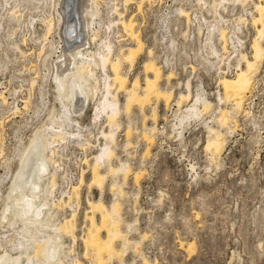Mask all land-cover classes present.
<instances>
[{"label":"rangeland","instance_id":"1","mask_svg":"<svg viewBox=\"0 0 264 264\" xmlns=\"http://www.w3.org/2000/svg\"><path fill=\"white\" fill-rule=\"evenodd\" d=\"M19 1L0 0V217L5 213L11 180L18 175L23 153L37 132L50 128L53 118L58 121L59 113L64 111L54 81L57 75V54L50 55L49 59L48 48L52 41L61 43L63 30L60 27L63 25L62 21L57 23V10L60 7L54 6L57 0H41V3ZM125 1H100V16L96 21L102 18L107 26L102 28L98 40L87 45L85 50L96 52L99 39L112 41L115 54L119 52L120 47H134V42L121 25L111 26L110 29L108 27L109 20L119 19L113 10L117 7L124 20H134L135 29L145 44L134 67L125 63L122 72L130 79L129 87L139 79L141 87L144 88V66L150 60L149 51L155 49L152 37H160L159 32L163 29L161 20L164 19L167 22L166 30L169 28L172 36L169 41L172 45V48L169 46V53H173L172 67L163 69L159 60H156L154 51L151 58L162 70L160 88L166 91L175 90V98L169 106L163 101L156 106L155 99L146 102L147 104L143 103L145 107L143 104L139 105V101H133V106L132 103L126 106V93H118L117 100L122 113L118 119L120 128L115 134L116 157L112 159L111 165L118 168L125 164L131 170L127 173V179L123 173L115 179L107 175L103 192L95 186L89 188L92 182L90 167L95 162L98 151L106 143L103 132H110L111 128L104 115L95 119L97 105L103 94L99 92L89 97L81 94L83 100L80 98V104L72 109L78 112L80 107L83 108L82 114L75 117L85 127L89 145L84 142L85 146H81L71 139L64 144L58 160L56 159L60 166L49 164L50 169L57 170L58 167L61 169L63 164L71 176L78 178L72 190L80 186L79 180L84 172L85 183L79 191L80 199L74 198L71 201L73 207L63 206L56 212L55 221L58 225L72 218V214H76L74 224L77 241H73L69 236L62 240L65 248L72 251L66 260L67 263L73 264L75 260H79L83 264H95L91 252L86 255L85 243L88 229L91 227L88 220L92 216L88 215L91 210L88 202L91 200L103 202L108 209L114 202L120 203L123 219L121 229L126 234L128 232L130 242L128 252L122 259L124 264H264V60L260 71L253 78V90L247 95L243 109L236 111L232 103L221 101L223 92L219 80L223 75L218 71L220 64L209 66V49L204 47L209 32L205 25L203 32L199 33V23L196 22V17L201 18L203 15L210 22L213 21V9H202L203 3H200V0H130L131 3L129 1L127 5ZM205 1L209 4L219 2ZM49 2L50 5L53 4L52 7ZM82 3L83 0H79L80 10ZM25 4L26 8L31 7L27 10L23 7ZM53 7L55 13H52ZM43 9L45 11H42ZM181 9L195 17L190 26L186 17L179 15ZM197 12L204 14L195 16ZM224 12L229 21L225 25L229 35L238 31L239 18L248 20L240 31L243 40L240 49L251 57V45L257 37L256 28L251 22L252 16H257L253 2H247L243 7L241 4L228 5L227 11ZM15 14L17 15L14 16ZM37 14L38 16H35ZM44 21H52L53 29L49 34ZM96 28L99 29V26L94 24L91 32ZM53 30L56 32L53 33ZM215 32L217 35L218 31ZM262 43L264 46V40ZM217 47L223 51L220 42H217ZM229 48L232 50V46ZM234 58L235 55L232 59ZM235 66L233 60L229 77L234 76ZM222 67L225 68L223 64ZM71 68L75 69L76 73V64ZM171 72L175 76L168 82L166 77ZM66 77L67 73L64 75L65 79ZM189 79L192 80L194 91L200 90L211 103V108L200 118H192L182 125H177L176 118L180 111L176 100L181 93H185V84ZM74 84L76 86L77 83ZM95 84V80L90 81V85ZM70 85L73 83H69ZM139 92L143 94L142 90ZM187 105L188 103L184 105V109ZM155 107L157 117H153ZM125 110H128L127 113ZM221 111L229 113L226 127H221L217 122ZM210 127L221 131L227 140L220 157H213L206 150ZM105 163L101 162L103 174L108 173L109 169V164ZM58 173L60 174V171ZM60 183L61 181L58 182L56 191L58 199L62 196V193L59 195L62 190ZM46 184L48 185V182ZM72 190L68 193L61 191L66 194L62 197L65 201H69L67 197ZM100 220L101 217L97 216V223L100 224ZM19 223L21 224L18 221L16 226L13 224L12 227L8 222H0V242L5 244L4 241H10L11 239H6L13 238L12 234L22 228ZM128 224L132 227L128 228ZM102 235L104 239L107 238L106 233ZM3 243H0V249H3L0 250V256L9 250V245L4 249ZM191 244H194L193 248L190 247ZM115 245L117 249H121L122 240H117ZM105 262L103 264H108ZM122 262L115 259L112 264Z\"/></svg>","mask_w":264,"mask_h":264},{"label":"bare ground","instance_id":"2","mask_svg":"<svg viewBox=\"0 0 264 264\" xmlns=\"http://www.w3.org/2000/svg\"><path fill=\"white\" fill-rule=\"evenodd\" d=\"M26 1H29V3L40 1L41 3V0ZM100 1L103 0H83L81 10L79 8L80 6H78L79 0H57V2L54 3L55 7H60L59 10H57L59 20H56H58L57 23L62 21L63 26L62 28L60 27V29L63 30V35L61 33V43L52 41L49 44V59H51L50 55L55 56L57 54V62L55 67L57 75L54 81H56L59 97L58 99L61 100L64 111L59 113V119L57 118L58 121H54V118L53 120L51 119V127L47 128L49 132H47V129L37 132L34 139H32L31 144H29L28 149L25 150V153H23L21 158V166L19 165L20 169L18 175L13 177L11 180L12 186L7 198L8 204L6 206L5 213L0 217V222H8L9 226H12L13 224L16 226V223L20 221L22 228L17 232L14 230L16 233L12 234L13 238L11 237L6 239H11L10 241H4L5 244L0 242L4 244V249L8 247L7 245H9V250L5 251L4 253L1 252L2 255L0 256V264H68L66 260L69 258V255L71 256L72 251L65 248V244L62 242V240L65 236H69L73 239V241H77L75 231L76 225L74 224L76 214H72V218L66 219L63 223L58 225L55 221L56 212L57 210L60 211L63 206L73 207L71 205V201L74 198L80 199L79 191L81 186L85 183L84 172L79 180L80 186L78 185L77 187L73 188L72 193H70L67 197L69 200L67 202L62 198L65 193L62 192L61 198L58 199V193L56 192L59 185L58 182L61 181L59 179L62 178V180H65L66 178L58 173V171L61 170L60 167H58L59 170L54 168H51V170L49 164L51 165V163H53L56 164V166H60L58 164L57 158L60 156L64 144L70 142L71 139L76 140V142L81 146H85L84 142L87 143V146L89 145L88 134L84 131L85 127H83L80 121L75 117L79 116L78 114L83 112V108L80 107V111L78 112L72 109L73 107L76 108L75 106L80 104L79 101L81 94H84L88 97L90 95L98 94L99 92L103 94L102 99L97 105L95 119L97 120L102 115H104L106 123H108L109 128H111L110 132H103L106 143L105 145L103 144L100 151H98L99 153L94 159L95 162L90 167L92 182L91 185H89V188H94L95 186L96 188L98 187V189L100 188L102 191L104 190L103 185L107 179V175H111L115 179L117 176L119 177L120 173H123L126 175L124 176L125 179H127V173L131 170L123 163V165H120L118 168H114L113 165H111L112 159L116 157L115 147L117 146V143L115 134L120 128L118 119L122 113L117 100L118 93L121 91L126 93V106H130L129 104H131L133 101H139V105H142L143 103L153 99L156 100V106L161 101H163L166 106H169L174 101L175 90L170 89L166 91L160 88V82L163 79V74L161 67H159L155 60L151 58L153 56V51H149L150 60L147 61L144 66L146 74L145 87H141L139 79H136V81L129 87L130 79L126 74H123V66L125 63H127L131 67H134L139 55L144 50L145 44L140 34L135 29L134 20H124L123 14L120 13L117 7H114L113 10L119 16V19L109 20L108 27L110 29L111 26L121 25L129 38L134 42V47L127 49L120 47L119 52L115 54L112 41H103L99 39L97 45L98 49L96 52H89L85 50L87 45H91L92 42H96L98 40L99 36L101 35V30L103 31L102 28L107 26V23H105L102 18L96 21V19L100 16V12L98 10L101 6ZM129 1L130 0H126L125 4L127 5ZM250 1L253 2L255 13H257V16L253 15L251 20L252 25L257 31V37L254 39L251 45L253 52L251 57H249L248 53L243 52L240 49V45L243 41L240 31H242V26L248 23V20L239 18L237 21L238 31H235V33L229 35L227 33V29L225 28V25H227L229 21L224 15V11H227L228 5L232 4L235 6L236 4H241L243 7L247 2ZM104 2L106 3V1ZM201 2L203 3L202 9L206 7L208 10L210 7L211 10L213 9V13L215 14L214 20L211 22L205 15H203L201 18L196 17V20L199 23V33L203 32L202 29L205 25L207 26V30L209 32L208 38L204 43V47L209 49V53L207 52L209 54L208 56L210 57V61H208L209 66L213 67L217 66V64H220L218 71L223 74L219 80V86L223 92V95L221 94V101L232 103L234 109L236 111H240L243 109L247 95L253 90V78H255V76L260 71V67L264 60V46L262 43L264 40V0H260V2L257 3L254 2V0H219V2L215 1L213 4H209L205 0H200V3ZM52 5L50 6L52 7ZM38 6L39 5H37V7ZM23 7L26 8V4ZM42 7L44 8V6ZM42 7L40 6V8ZM2 8L4 7L2 6ZM42 11H45V9ZM53 11L52 13L56 12L55 8ZM179 12V15L186 17L189 26L194 23L193 17L190 13L186 12L184 9L179 10ZM38 14L35 16H38ZM5 15H7V13H5ZM16 15L17 14L14 16ZM29 16L31 15L29 14ZM34 19L32 18V20ZM16 23H18V21ZM45 23L47 25L46 31L49 34V32L53 29L52 21ZM94 24H97L99 29L96 28L92 33L91 27ZM60 29L58 33H60ZM54 30L53 33L56 32ZM216 30L218 31L217 35L215 32ZM47 32H45L46 35H48ZM36 34L37 33H35V35ZM216 36H218V39H216ZM75 39L79 40L76 41ZM64 42L65 44H63ZM217 42L221 43L223 50L222 52L218 50ZM229 46H232V50H230ZM88 49L90 50V47ZM226 54L229 55L226 56ZM233 55H235L234 59H232ZM233 60H235L236 63V73L233 77H229L228 70L232 66ZM215 61H218V63H215ZM74 64H76V73L75 69L73 70L71 68V66ZM222 64L225 66V68L222 67ZM66 73L67 81L64 78ZM174 76V73L171 72L169 75H167L166 80L170 82L172 79H174ZM91 80H95L96 86L90 85ZM69 83H73V85L69 86ZM74 83H77L76 86ZM185 88V93H181L176 100V105L180 111V115L176 118L177 125H182L185 121L192 118H200L211 108V103L204 97L201 91H194L193 83L190 80L185 84ZM140 90L143 91V94H140ZM87 100H89V98ZM187 103L188 105L184 109V105ZM143 105L145 107V104ZM141 107L143 108V106ZM156 110L157 108L155 107L153 109V117H157ZM125 111L127 113L128 110ZM217 122L221 127H226L229 122V113L227 111H221L220 118L217 120ZM209 135L210 138L208 140L206 150L212 154L213 157H220L226 147L227 140L225 139V135L221 133V131L215 130L211 127L209 128ZM102 161L109 164V169L107 168L108 173L106 172V174L101 172V168L103 167L101 164ZM47 178L48 185L46 184ZM114 183H116V181ZM116 191L118 192V190ZM115 195H117V193H115ZM95 202L91 200L88 202L90 207L89 209H91L88 215L91 214L92 216L90 218L87 216L91 223V227L88 229L87 238L85 239L87 248L86 255H89L91 252L93 262H95V264H103L105 261V263L108 262V264H112L115 259H119L122 262V259L128 252L130 242L128 241V232L126 234L121 229V223L123 224V219L121 217V205L119 202H114V204H112L113 206L108 209L103 202ZM97 216L101 217L100 224L96 221ZM3 227L6 228L7 226ZM127 227L131 228L132 225L128 224ZM9 233L11 232L9 231ZM102 233L107 234L106 239L103 238ZM7 235L9 236L10 234ZM119 239L122 240L123 244L121 249H117L115 245L116 241ZM0 240L2 241L1 238ZM193 246L194 244L190 245L192 248ZM13 250L16 252L12 253ZM144 262L147 263L146 260ZM73 264L83 263L79 260H75ZM122 264L124 263L122 262Z\"/></svg>","mask_w":264,"mask_h":264},{"label":"built area","instance_id":"3","mask_svg":"<svg viewBox=\"0 0 264 264\" xmlns=\"http://www.w3.org/2000/svg\"><path fill=\"white\" fill-rule=\"evenodd\" d=\"M203 12H197L196 15H201ZM204 14V13H203ZM194 15V14H193ZM195 20V17L193 18ZM162 21V31L159 32L160 33V37L157 38V36H153L152 37V41H153V45L155 47V49H153L152 51H154L155 53V58L156 60H159V62L161 63V66L163 67V69H167L168 67L171 68L172 67V56L173 53L170 55L169 53V46L172 45L169 41H171L170 39L172 38L171 36V32L170 30L168 31V29L166 30V21L163 19ZM197 22V20H196ZM159 30V28H157ZM232 68H230L228 70V75H229V71ZM233 73H236V68H234ZM221 76L223 75L222 73H220ZM235 75V74H234ZM190 80V79H189ZM192 81V80H190ZM64 152V151H63ZM62 158V157H61ZM62 164V163H61ZM60 174L63 175V177H65V180H62L61 178V189L65 191V193H68L72 190V187L75 185L74 182H77L78 178L75 177V175H72L70 173H68V170L66 169V166H64L62 164L61 166V170H60ZM61 190V191H62ZM61 191H59V195L62 193Z\"/></svg>","mask_w":264,"mask_h":264}]
</instances>
